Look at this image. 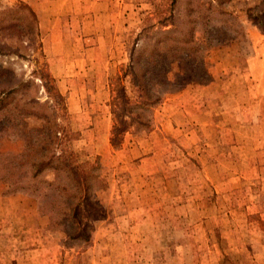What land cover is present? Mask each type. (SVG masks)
Returning a JSON list of instances; mask_svg holds the SVG:
<instances>
[{"label": "rangeland", "instance_id": "rangeland-1", "mask_svg": "<svg viewBox=\"0 0 264 264\" xmlns=\"http://www.w3.org/2000/svg\"><path fill=\"white\" fill-rule=\"evenodd\" d=\"M17 1L25 3L0 0V10ZM259 1L225 6L229 16L215 22L206 52L209 80L166 95L151 129L125 135L117 150L109 145V80L128 62L127 39L166 1L90 0L80 14L42 19L25 3L66 98L73 150L80 162L101 164L108 186L97 198L109 217L88 245L70 241L49 229L34 198L5 184L0 264H264V32L247 17ZM23 65L16 71L27 72ZM10 124L0 113V153L22 149Z\"/></svg>", "mask_w": 264, "mask_h": 264}, {"label": "trees", "instance_id": "trees-1", "mask_svg": "<svg viewBox=\"0 0 264 264\" xmlns=\"http://www.w3.org/2000/svg\"><path fill=\"white\" fill-rule=\"evenodd\" d=\"M165 1L167 9L144 17L127 39L128 62L109 80L113 150L125 135L151 129L153 110L166 95L209 80L206 52L215 22L229 16L225 6L231 0ZM247 17L264 32V0L248 9ZM25 62L29 70L17 72L15 65L21 69ZM174 65L178 70L170 79ZM0 113L9 116L23 143L18 153H0V181L9 193L34 198L49 229L88 245L95 224L109 217L97 198L108 184L97 158L80 162L73 150L77 133L69 128L66 98L49 72L38 17L21 1L0 10ZM29 120L35 122L31 127Z\"/></svg>", "mask_w": 264, "mask_h": 264}, {"label": "crops", "instance_id": "crops-1", "mask_svg": "<svg viewBox=\"0 0 264 264\" xmlns=\"http://www.w3.org/2000/svg\"><path fill=\"white\" fill-rule=\"evenodd\" d=\"M37 13V15L42 19V17L47 16H58V15H73L82 13L85 9V3L90 0H22ZM84 3V4H83ZM5 190V184L0 182V198L3 196ZM35 209L26 210L31 216L36 215ZM40 212V211H39ZM41 213V212H40ZM37 216H35L36 218ZM34 218V217H33Z\"/></svg>", "mask_w": 264, "mask_h": 264}]
</instances>
